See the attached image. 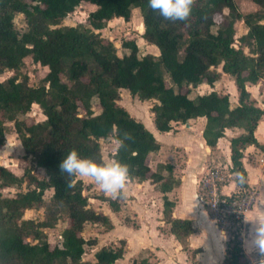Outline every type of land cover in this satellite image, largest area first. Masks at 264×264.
I'll return each mask as SVG.
<instances>
[{"label":"trees","instance_id":"trees-1","mask_svg":"<svg viewBox=\"0 0 264 264\" xmlns=\"http://www.w3.org/2000/svg\"><path fill=\"white\" fill-rule=\"evenodd\" d=\"M253 1L261 9L244 14L235 0H193L186 20H166L149 7L148 0H0V74L20 70L27 57L48 67L37 86L26 75L0 80V148L6 144V122H13L25 153L45 172L40 178L27 169L20 177L0 165V189L27 185L25 191L11 197L0 191V264H115L124 257L126 242L122 240L120 246L99 248L93 261L84 259L85 246L97 244L96 239L82 235L85 225L99 223L112 229L113 223L107 214L89 205L84 181L58 168L71 149L106 163L102 142L113 140L118 142L113 161L128 166L129 180L159 183L163 220L181 245L190 248L193 221L173 216L176 201L168 195L180 180L171 164L151 169L148 160L160 149V142L120 103L121 89L143 101H156L151 111L162 132L171 130L173 123L205 117L203 135L214 147L227 129H242L230 140L238 190L224 197L233 201L244 195L242 190L249 185L242 157L246 147L260 145L255 132L264 116V108L247 88L264 81V0ZM82 3L95 6L86 22L61 25ZM134 8L143 17V38L157 45L159 55H139L133 40L122 42L129 52L120 54L115 42L102 36L100 30L107 22L116 18L129 21ZM226 8L229 14L224 12ZM17 12L27 21L23 31L14 23ZM238 20L244 21L247 30L236 47ZM223 72L234 78L238 104L231 105L229 93L192 94L193 87L213 85ZM33 104L41 107L45 120L28 123L26 115ZM95 107L100 109L98 113ZM237 173L244 177L243 183ZM48 189H53V195L46 201ZM105 199L114 211L120 209L116 198ZM39 208H44L41 219L20 217L26 209ZM63 215L69 224L62 231V242L51 245L45 230L53 228ZM241 231L240 225L231 230L221 264L250 263ZM141 264L150 262L144 257Z\"/></svg>","mask_w":264,"mask_h":264},{"label":"rangeland","instance_id":"rangeland-1","mask_svg":"<svg viewBox=\"0 0 264 264\" xmlns=\"http://www.w3.org/2000/svg\"><path fill=\"white\" fill-rule=\"evenodd\" d=\"M237 8L241 13H249V12H255L257 10H260V6L256 4L253 0H235ZM95 9V6L90 3H82L79 7L75 9L74 12L67 15V17L64 19V21L61 23V25H77L78 23H84L86 22L88 15L91 11ZM224 12L226 14H229V9H225ZM218 21L221 20V16L216 17ZM14 23L16 28L19 31H23L27 28V21L25 18V15L21 12H17L15 15ZM237 32H236V43L235 46L238 47L240 45L239 36L246 32L247 27L243 20H238L236 22ZM102 33V36L109 38L113 40L118 47L119 53L124 54L128 53L129 50L122 46V42L124 40H133L136 42V44L139 47V55H146V54H153V55H159V48L155 44H149L144 38H143V32H144V24H143V17L141 14V11L139 8H134L132 12V17L129 21H126L122 18H116L109 22H107L106 26L100 30ZM245 52L248 53L249 49L245 47ZM221 70V68H218ZM48 72V67L43 66L39 63H36L33 61L31 57H27L25 59V64L21 67L20 70L14 71V70H5L2 74H0V80L4 81L8 77H11L13 75H18L20 77L27 76L29 79V83L32 85H40L43 82V78L45 77L46 73ZM223 74V73H222ZM65 81H67V78L63 77ZM252 92L254 91L257 95V103L264 107V81L261 83H258L256 87H252ZM211 91H217L220 94L229 93L230 99H231V105L235 106L238 104V91L234 82L233 76L230 74H224L220 77L218 81H216L213 85L204 84V86L201 87H193L192 88V94L200 93V94H206ZM120 92H122L120 90ZM125 92V91H123ZM126 96L128 97V100L130 103H127L125 101ZM122 105L130 112L132 116L135 118L138 117L142 120H148L151 113V107L156 103L155 100H146L143 101L139 99L137 96L132 95L128 91V95H121L120 96ZM123 101V102H122ZM263 103V104H262ZM99 108L95 107L96 113L99 112ZM28 123H33L37 121H43L46 119L45 114L43 113L41 107L38 104H33L30 112L26 115ZM6 144L0 148V165L8 167L11 171H13L16 175L22 176L24 172L27 169H30L32 173L38 177H44L45 172L42 168H38L35 166V163L33 162V159L31 156L27 155L24 151V148L21 144V141L18 137V134L15 130L13 122L7 121L6 122ZM173 128V127H172ZM116 141H109V143L102 142V154L106 162L111 161L112 151L116 149ZM180 159L183 157L180 156V154H175ZM175 158V156H174ZM176 159V161H178ZM168 161V160H167ZM173 161V160H172ZM148 163L152 170H158L160 169L161 163L155 164V158L149 157ZM260 163L264 164V159H260ZM170 164V163H166ZM226 160H221L219 163H214L213 161H207L205 166H203L200 169V172L198 173L196 181L194 180L193 185L187 184V186H191L190 195L195 196L197 198V204L202 205L204 208H208V205H212L213 202H215V198H217L218 193H224V194H232L235 191L238 190L237 186H232L229 189H225L224 186L226 184H229V182L235 178V174L231 172L230 167H226ZM215 167H221V170L223 172V175L225 177L224 182H218L216 178H213L211 176V173L215 170ZM185 169V168H183ZM166 174H168V171L164 170ZM175 172L176 177H179V174L185 173L177 168ZM187 173V172H186ZM185 173V174H186ZM232 173V174H230ZM79 178H81L84 181L85 187H84V193L87 195L89 200V205L94 208L95 210L105 213H109V217L113 223V228L108 229L102 224L99 223H87L84 227V230L82 232V235L86 239H96L97 244L91 245L87 244L85 246V253H84V259L93 261L95 259L94 254L95 252L101 248L102 246H120L121 241L124 240L126 242V246L129 242V250L127 255H125L121 260H118L115 264H141V261L144 257L148 258V261L150 264H199L196 258V252L194 249H187L184 248L179 241L176 240L175 236L170 233V236H167L165 239L158 238L156 235L161 233H166L167 230L165 227L168 224L163 220V213L159 214H153L151 220H149V226L146 229H142L140 231H136V228H138L137 221L142 223L139 217L131 214V211L133 209V204H127L124 206L125 203V197L124 195H112L110 193H106L103 191L100 186L96 183L94 178L92 177H81L78 175ZM228 180V182H226ZM150 181L151 184H155L152 182L151 179H147ZM153 188V189H152ZM154 188L159 191V183L154 186H150L148 183L144 184V187L141 189V191L146 192L147 191H154ZM184 187L182 188H175L173 189L171 196L175 200H180L179 197L181 194H184ZM27 189L26 183H22L21 185H14V186H8L1 188L0 191L3 196L11 197L15 196L18 193H21ZM190 189V188H189ZM193 189V191H192ZM249 193L253 195V200L251 202V208L246 212V216L244 220L238 224H231L230 222L224 223L223 220H221L220 216L215 215L216 217H211L208 221L204 223L205 226H209L210 230H212L217 237H220L222 242H228L229 238L231 237V230L235 229V226L240 225L241 229L243 231V237L244 242L246 245V250L248 255H246L249 258V264H264V250H261L259 246H254L251 243V238H254V233L252 237V232H250V225L252 224L251 215L253 213V203L256 202L257 197L259 195V204H257L256 207H259V209L264 210V190L260 189L259 192L255 188H249ZM122 193V192H121ZM158 193H161L160 191ZM53 195V189H48L45 191L44 198L46 201H48ZM160 195V194H158ZM105 197H111L116 198L120 202V209L118 211H114L111 207L109 201L105 199ZM153 199H156L157 196L153 195ZM254 201V202H253ZM149 203L153 204V200H149ZM158 203V202H157ZM135 205V204H134ZM155 207V206H153ZM207 211V209H206ZM259 212L258 210H256ZM115 212V213H114ZM130 212V213H129ZM208 212V211H207ZM44 216V208L39 209H26L21 215V218L25 219H41ZM189 217V216H187ZM194 217V216H193ZM160 218L163 222L160 221ZM220 223V226H217V222ZM255 221H260V219L257 217ZM260 222H264V217L261 218ZM69 221L66 218L65 215L62 216V218L58 221V223L53 228H47L45 231L48 235V239L51 242V245L60 244L62 242V231L63 229L68 226ZM143 224V223H142ZM141 225V224H140ZM165 226V227H164ZM219 230H217V229ZM219 231V232H218ZM169 233V232H168ZM146 234L149 236L150 240L155 237L156 241H160L165 246H168V250L165 252H160L158 255H155L154 250L149 249H143L136 254L135 252L139 250L141 247L142 240H144V237H146ZM212 234V233H210ZM220 234L222 236H220ZM200 233H197L194 235V238L200 237ZM214 238L219 243V239L212 234ZM195 241V239H194ZM256 241V240H255ZM190 244V242H188ZM188 244V245H189ZM150 248V247H149ZM180 251H185L184 253H180ZM245 251V250H244ZM150 253V254H149ZM180 253V254H179ZM210 256V255H209ZM204 257V256H202Z\"/></svg>","mask_w":264,"mask_h":264},{"label":"crops","instance_id":"crops-1","mask_svg":"<svg viewBox=\"0 0 264 264\" xmlns=\"http://www.w3.org/2000/svg\"><path fill=\"white\" fill-rule=\"evenodd\" d=\"M224 74L227 73L223 72L221 76H223ZM204 84L206 83L200 84L199 87L204 86ZM253 86L256 87L257 85H248L247 88L254 97H257L256 93L254 91L252 92L251 88ZM121 91H122L121 92L122 96L125 94L128 95L127 90L121 89ZM125 101L127 103H130L127 96ZM150 116L151 117H149L147 121L142 120L138 117H136V119L144 122L146 127L154 133V135L160 142V149L150 154V157H152V161L154 157L156 162L155 164L170 163L173 166V173L175 177L176 175L174 171H176L177 168H179L182 172L183 170L185 171V173L187 172L186 174L185 173L179 174L180 178L176 177L180 180V184L174 187V189L177 187L182 188L185 186L184 188L185 192L184 194H181V196L179 197L180 199L179 201L174 199L176 201V205L173 210V216L192 219L195 231L188 237V242H190V244L189 243L188 244L190 249L191 248L200 249L199 252H196L195 260H197L199 264H221L226 256V248L228 242H222L220 237H217V235L212 230H210L209 226L207 227L204 225V223H206L207 221L209 225V220H211L210 219L211 217H209L210 214L208 215L209 212H207L208 210L206 211L207 207L204 208L202 207V205L198 206V204L196 203L197 198L195 196L190 195L189 191H191V186H187V184L189 185L194 184V180L196 181L200 169L203 166H205L207 161L211 160L214 163H219L223 159L226 160L227 163L226 167L229 166L231 168L232 161H231L230 140L233 136L242 133L243 130L237 128L227 129L225 132V136L221 137L218 140L216 146L211 147L206 143V140L203 135V130L206 123L205 117L191 118L188 121V125L183 124L181 122L173 123V128L171 130L162 132L159 131L154 124V114L152 113V115ZM255 135L260 145L259 146L250 145L246 147L244 150V155L242 157V162L247 172L246 181L247 184L249 185V188H255L259 192L260 189L264 190V164L260 163V159L262 158L264 159V116L258 123V127L255 132ZM116 145H118L117 141H116ZM115 150L112 151L111 153L112 155L114 154ZM177 153L183 157L182 159H180V162L178 160L179 157L175 155ZM176 159L178 161H176ZM111 161H113L112 156H111ZM231 172L236 176V173H234L232 169ZM164 174H166L165 171ZM235 178H233L229 182V184H226L224 188L229 189L232 186H237ZM146 183H148L150 186L156 185V183L151 184L149 180L137 181V180L128 179L125 184V187L121 190V192L125 197L124 206H126L127 204H133L132 202H134L135 205L133 204V209L131 211V214L139 217L143 223L142 224L139 221H137V224L139 226L138 228H136L137 232L142 229L148 228L149 220H151L150 218H152L153 214L163 213L162 193H158L160 190L157 191L155 188L154 191L152 190L151 191L146 190V192L141 191V189L144 187V184ZM172 191L168 193L169 196L173 194ZM153 195L157 196L156 199H153L154 198ZM149 200L150 201L153 200V204H154L153 206L155 207L152 206V203H149ZM258 201H259V195L257 197L256 202L253 203L254 205L252 208L253 213L251 215L252 224L250 225V230H251L250 232H252V225L255 222H257L255 221L256 217L257 220L259 218L260 221L261 218L264 217V210L259 209V207H256L257 204L260 203ZM256 210H258L259 212H257ZM106 214L109 215L108 212H106ZM161 219L162 218H160V221L163 222ZM167 226H169L168 229L167 227L164 226L167 232L157 234L156 236L158 238L165 239L167 236L171 235L170 225L168 224ZM197 233H200V235L202 234V236H200L199 238L198 237L194 238V235ZM210 233L215 235L220 240L219 243L216 240V238H214ZM220 236L222 235L220 234ZM252 237H253V232H252ZM140 244L141 247L139 248V250L135 252L136 254H138L143 248L146 250L152 249L154 250L155 255H158L160 252H165L169 248L168 246L162 244L160 241H156L155 237H153V239L150 240L147 234L146 237H144V240H142V243ZM250 244H253L256 247L259 246L253 238H251ZM128 245L126 246V251L124 256L127 255L128 253L129 250ZM243 248L245 250V254L248 255L244 240H243ZM181 252L184 253L185 251H180V253Z\"/></svg>","mask_w":264,"mask_h":264},{"label":"clouds","instance_id":"clouds-1","mask_svg":"<svg viewBox=\"0 0 264 264\" xmlns=\"http://www.w3.org/2000/svg\"><path fill=\"white\" fill-rule=\"evenodd\" d=\"M193 0H148L151 9L158 11L166 20H186L192 11ZM58 168L69 177L79 175L92 177L100 188L106 193L117 195L125 187L129 178L128 166L119 161L97 162L91 158L83 157L78 150L71 149L59 162ZM241 183L244 177L237 173ZM71 187V183H69ZM254 238L264 250V222L257 221L252 225Z\"/></svg>","mask_w":264,"mask_h":264},{"label":"built area","instance_id":"built-area-1","mask_svg":"<svg viewBox=\"0 0 264 264\" xmlns=\"http://www.w3.org/2000/svg\"><path fill=\"white\" fill-rule=\"evenodd\" d=\"M214 169L215 170L211 173V176L216 178L218 182H224L226 179L223 175L221 167H215ZM230 169H232V167ZM228 180L229 179H227L226 182H228ZM242 192L244 195L240 199H235L233 201H228L224 197L230 196L231 194L218 193L217 198H215V202H213L211 206L208 205L207 210L209 214L213 218L216 217L215 215L220 216L224 223L230 222L231 224H238L242 222L246 216V212L251 208L250 205L253 200V195L249 193V190H242ZM230 215H233L231 217L232 220H230ZM233 220H236L237 222H234ZM241 232L243 235V231Z\"/></svg>","mask_w":264,"mask_h":264},{"label":"water","instance_id":"water-1","mask_svg":"<svg viewBox=\"0 0 264 264\" xmlns=\"http://www.w3.org/2000/svg\"><path fill=\"white\" fill-rule=\"evenodd\" d=\"M186 124L188 125V122Z\"/></svg>","mask_w":264,"mask_h":264}]
</instances>
